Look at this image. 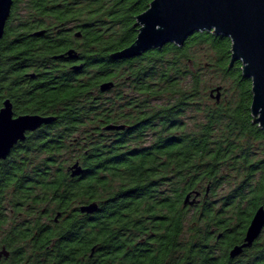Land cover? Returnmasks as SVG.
<instances>
[{
    "label": "trees",
    "instance_id": "obj_1",
    "mask_svg": "<svg viewBox=\"0 0 264 264\" xmlns=\"http://www.w3.org/2000/svg\"><path fill=\"white\" fill-rule=\"evenodd\" d=\"M13 2L0 110L54 121L0 164V264H264V230L230 256L264 207V131L232 41L204 31L119 59L153 0ZM206 68L228 82L219 101Z\"/></svg>",
    "mask_w": 264,
    "mask_h": 264
},
{
    "label": "water",
    "instance_id": "obj_2",
    "mask_svg": "<svg viewBox=\"0 0 264 264\" xmlns=\"http://www.w3.org/2000/svg\"><path fill=\"white\" fill-rule=\"evenodd\" d=\"M13 5V0H0V60L1 41ZM136 26L140 27L136 42L116 54V58L132 59L171 43L183 47L187 39L198 32L208 31L229 38L232 41L231 66L241 61L244 77L252 80V116L264 131V0H153L150 8L137 17ZM111 87L112 84L107 83L101 90L105 92ZM211 96L219 101L222 87L214 89ZM53 121V118L38 115L17 117L11 101L7 100L0 110V164L9 158L19 143L26 140L29 133ZM124 128L108 127L110 130ZM81 173L82 168L76 164L72 176ZM199 195L197 193V197ZM195 203H198L197 199L191 200V195H188L185 204L193 206ZM80 210L92 214L98 210V204L86 205ZM263 230L264 207H261L253 216L244 243L231 250V258L242 255L260 238Z\"/></svg>",
    "mask_w": 264,
    "mask_h": 264
},
{
    "label": "rangeland",
    "instance_id": "obj_3",
    "mask_svg": "<svg viewBox=\"0 0 264 264\" xmlns=\"http://www.w3.org/2000/svg\"><path fill=\"white\" fill-rule=\"evenodd\" d=\"M206 60L202 61V64H205ZM204 79L207 83L208 91L207 94H210V91L216 87H222V90L224 89V93L226 95L229 85L228 82L225 81L220 74H218L215 70L212 68H206L204 69ZM215 96L217 95L216 93L214 94ZM224 96V95H223ZM209 99V98H208ZM214 100H208V103L213 104ZM184 120L187 123V129L189 132L196 130V127L198 126L197 124L203 121V118L201 115H196L195 113H189ZM197 123V124H196Z\"/></svg>",
    "mask_w": 264,
    "mask_h": 264
},
{
    "label": "flooded vegetation",
    "instance_id": "obj_4",
    "mask_svg": "<svg viewBox=\"0 0 264 264\" xmlns=\"http://www.w3.org/2000/svg\"><path fill=\"white\" fill-rule=\"evenodd\" d=\"M11 16V15H10ZM10 19V18H9ZM9 21V20H8ZM7 24H8V22H7ZM7 27V26H6ZM5 31H6V29H5ZM5 36V35H4ZM3 40V39H2ZM2 42V41H1ZM1 60H2V54H1ZM1 60H0V63H1Z\"/></svg>",
    "mask_w": 264,
    "mask_h": 264
}]
</instances>
